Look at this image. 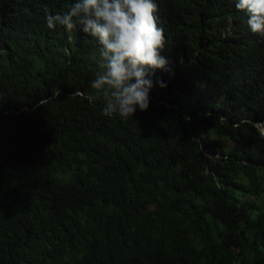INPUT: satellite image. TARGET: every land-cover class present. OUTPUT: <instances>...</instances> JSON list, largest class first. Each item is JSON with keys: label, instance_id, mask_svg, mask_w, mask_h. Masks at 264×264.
Listing matches in <instances>:
<instances>
[{"label": "trees", "instance_id": "1", "mask_svg": "<svg viewBox=\"0 0 264 264\" xmlns=\"http://www.w3.org/2000/svg\"><path fill=\"white\" fill-rule=\"evenodd\" d=\"M73 2L0 0V264H264V37L154 0L167 87L109 118L98 40L46 23Z\"/></svg>", "mask_w": 264, "mask_h": 264}, {"label": "clouds", "instance_id": "2", "mask_svg": "<svg viewBox=\"0 0 264 264\" xmlns=\"http://www.w3.org/2000/svg\"><path fill=\"white\" fill-rule=\"evenodd\" d=\"M235 7L247 14L250 31L264 37V0H236ZM157 10L154 0H74L67 11L46 16L49 28H79L98 40L103 61L91 88L103 95L106 117L126 120L137 108L146 111L151 89L167 87L161 78L153 79L156 70H168L160 54L165 34ZM75 95L89 102L96 98L79 91Z\"/></svg>", "mask_w": 264, "mask_h": 264}, {"label": "rangeland", "instance_id": "3", "mask_svg": "<svg viewBox=\"0 0 264 264\" xmlns=\"http://www.w3.org/2000/svg\"><path fill=\"white\" fill-rule=\"evenodd\" d=\"M257 127H258L260 133L264 136V125L259 123V124H257ZM222 142L224 145H227V146L230 145V143L226 140H222Z\"/></svg>", "mask_w": 264, "mask_h": 264}]
</instances>
